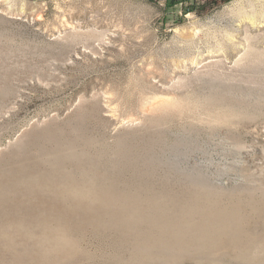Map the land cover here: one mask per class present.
Listing matches in <instances>:
<instances>
[{
    "label": "rangeland",
    "instance_id": "374dc122",
    "mask_svg": "<svg viewBox=\"0 0 264 264\" xmlns=\"http://www.w3.org/2000/svg\"><path fill=\"white\" fill-rule=\"evenodd\" d=\"M181 1L0 0V264H264V0Z\"/></svg>",
    "mask_w": 264,
    "mask_h": 264
},
{
    "label": "trees",
    "instance_id": "16d2710c",
    "mask_svg": "<svg viewBox=\"0 0 264 264\" xmlns=\"http://www.w3.org/2000/svg\"><path fill=\"white\" fill-rule=\"evenodd\" d=\"M230 1H232V0H219V2L223 3V4H226ZM191 2H193V0H191ZM182 3H183V1H181V0H165V8L170 9V8L175 7V6H179ZM191 6L192 7L183 10V15H186L189 12H197L198 11L197 9H195L194 5H191ZM205 6H206V3L202 5L203 8Z\"/></svg>",
    "mask_w": 264,
    "mask_h": 264
}]
</instances>
